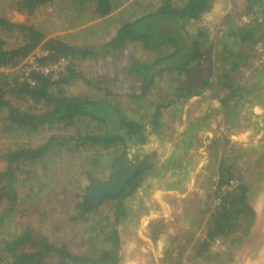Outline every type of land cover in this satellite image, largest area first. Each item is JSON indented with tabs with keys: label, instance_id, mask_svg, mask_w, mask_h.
<instances>
[{
	"label": "rangeland",
	"instance_id": "374dc122",
	"mask_svg": "<svg viewBox=\"0 0 264 264\" xmlns=\"http://www.w3.org/2000/svg\"><path fill=\"white\" fill-rule=\"evenodd\" d=\"M18 1L0 0V16L16 24L35 26L48 38L75 34L78 26L92 24L86 16L85 20L82 16L75 18L71 0L38 7L31 14L19 12L15 7ZM159 3L160 0H133L125 13L119 12L113 19L99 22V28L69 38L74 45L98 47L99 56L73 61L72 69L82 79H76L65 86L64 93L109 103L128 119L141 123L144 127L142 141L138 142L134 137L126 142L127 158L123 159L131 166L146 159L152 169L136 195L126 203L129 207L128 218L117 226L121 256L118 264H264V110L250 107L252 103H244L246 100L253 101L256 92L248 89L245 101H235L239 114L231 120H226L219 111L213 112L218 107L217 97L221 91L214 85L204 89L200 98H190L182 105L173 103L175 82L172 81H176L173 74L156 77L145 96L132 100V96L140 94L141 78L128 74L130 66L169 55L172 49L167 47L159 50L157 55L155 51L142 50L140 44L127 43L119 50L100 54L104 51L102 43L111 38L118 25ZM82 18L83 21L79 24ZM184 29L186 33L192 32L190 25H185ZM217 37L218 34L209 39L211 49L215 47ZM0 42L3 48L12 49L19 45L20 35L16 31L0 30ZM39 51L42 50L38 48L35 53ZM246 55L241 69L245 78L238 76V69L239 72L235 74L236 78L239 77V81L235 82L237 85L252 83L256 70L262 68H249L246 71L254 58V63L256 62L251 48ZM207 57L210 58V55ZM216 62V59L208 60V68L213 69L209 74L214 78ZM67 65L68 61L65 60L58 77L65 76L68 72H65ZM263 74L264 71L259 72L260 76ZM21 102L12 100V105L21 107L22 110L28 109V104ZM156 107H159L158 121L161 126L157 132L152 133L150 117ZM36 109L37 113L46 110L44 105L32 108ZM7 114L6 109L0 111V155L20 149H36L53 135L77 137L99 133L93 122L82 117L58 125H43L33 131L25 128L16 130L9 128ZM195 123H198V128L193 126ZM7 127L8 130H5ZM214 138L222 141L225 138L226 142L213 144ZM187 142L190 145L179 169L176 164L183 157L181 153ZM61 148L49 150V156L44 160L23 161L20 158L14 164L16 205L10 218L0 224V232L8 240L29 228L34 236L46 238L57 246L64 245L74 255L94 257L99 252V222L106 215L111 221L113 202L105 200L99 206L97 216L88 215L75 224L68 222L74 217L71 209L78 199L73 195L81 196L85 193L86 187L92 184L87 178L89 175L96 181H107L114 170L112 165L115 156L97 147L91 150L84 147L75 151H64ZM223 157L232 158L230 163L235 175L247 183L255 182L249 201L255 212V220L249 233L236 243L227 247L221 243L210 245L209 252L213 256L205 262L197 256V249L205 236L207 213L199 210L206 205H214L212 198H206V192L211 190L206 179L214 175L215 167ZM5 167L6 163L0 161V171ZM150 198L160 201L162 205L152 203ZM7 208L8 204L3 200L0 213ZM243 232L244 220L241 219L232 233L238 237Z\"/></svg>",
	"mask_w": 264,
	"mask_h": 264
},
{
	"label": "trees",
	"instance_id": "16d2710c",
	"mask_svg": "<svg viewBox=\"0 0 264 264\" xmlns=\"http://www.w3.org/2000/svg\"><path fill=\"white\" fill-rule=\"evenodd\" d=\"M58 1L62 0H19L15 7L19 12L31 14L38 7ZM211 1L185 0L184 4L181 5L177 0H160L157 6L121 23L111 38L102 43L104 51L100 54L119 50L127 43L140 44L142 50L155 51L157 55L159 50L167 47L172 49L169 55H161L153 58L150 62L130 66L131 70L128 74L141 78L140 94L132 96V100L141 99L145 96L156 77L173 74L176 80L172 81L175 82L172 92L173 103L182 105L190 98L201 95L204 89L214 85L222 93L219 92L218 107L213 112L219 111L226 120L235 119L238 116L235 101L244 100L245 94L249 92L248 89L256 92L255 98L252 99H258L255 101L264 104V74L259 75V72L264 71V65L261 66L262 70H256L252 83L241 85L235 83L239 81V77H235L238 69L240 70L238 76L240 78L245 76L242 75L241 69L244 66L242 63L247 58L246 53L256 42L264 41V0H247L246 14L250 15L247 18L250 24L246 27L233 26L230 28V33L226 36L222 35L217 47H213V49L209 47L210 38L207 36L206 29L196 30L195 33H186L184 29L185 23L191 22V20L199 21L201 16L210 10ZM71 3L75 18L86 16L85 18L90 20L92 24L85 27L78 26L79 28L75 26L77 28L76 33L64 37L48 38L41 29L35 26L16 24L9 21L8 18L0 16V30L5 32L16 31L20 35L19 45L12 49L3 48L4 46L0 42V66L14 67L38 48L46 52V56L37 59L39 65L59 59L68 61L65 68V72H68L65 76L61 75L57 79L33 71L30 82H20L11 75L0 74V111L4 109L8 111L6 122L9 128L13 127L16 130L25 128L28 131H33L43 125H58L82 117L88 122H93L99 129V133L94 132L77 137L53 135L49 137L46 143L36 149H20L0 155V161L6 163L5 169L0 171V205L3 200H6V204H8V208L0 213V224L5 219L10 218L16 205L13 172L14 164L20 158L23 161L44 160L45 157L49 156V150L55 147H62L60 150L64 151H75L84 147H89L91 150V148L97 147L105 152L109 151L115 156L114 165H112L115 168L120 158H127L126 142L134 137L137 138L138 142L143 139L141 137L144 131L143 125L128 119L115 106L102 101H90L68 96L64 93L63 88L65 86L70 85L76 79H82L81 75L73 71V61L99 56L98 47L74 45L69 38L99 28V19L108 17L121 4V1L71 0ZM170 19L175 24L179 23V30L162 34L159 27ZM208 54L210 57H214L212 54H219L218 57H214L217 60L214 66L216 78L209 74L213 69L208 68V60H212L207 57ZM250 66L251 64L246 71L251 68ZM12 100L27 103L28 109L22 110L21 107H14ZM252 102L246 100L244 103ZM43 105L46 110L41 113H37V109L32 110L35 106L41 107ZM159 116V107H156L150 117L152 133L157 132L161 126L158 121ZM193 126L199 127L198 123ZM5 130H8V127ZM213 141V144L223 143L225 138L224 141L218 138H214ZM189 145L190 143L187 142V146L181 153L183 157L176 164L179 169L186 157V150ZM230 160L232 158H221L219 165L215 167L214 175L206 179V183H209L208 187H211V190L206 192V198L213 199V207L206 205L204 209H198L201 213H207L204 223L205 236L197 249V256L199 259L203 258L205 262L213 256L209 252L210 245L216 241L224 244L225 247L236 243L242 236L249 233L255 220V212L249 201L256 184L255 182L247 183L235 175ZM131 168L133 171L131 178L126 182L123 189L115 195L104 197L99 202H93L86 195L91 185L86 187L85 193L81 196L73 195L78 199L73 203L71 209L74 217H71L68 222H75V224L88 215L97 216V210L105 200L113 202L111 221L106 215L102 217L103 221L99 222L100 239L97 241L99 252L96 256L74 255L68 247L52 244L46 238L34 236L31 229L25 228L18 235H14L12 239L8 240H5L0 232V264H118L121 256L117 226L128 218L129 207L126 203L136 195L144 178L152 169L151 164H148L146 159L133 164ZM262 175L264 178V173ZM87 178L92 183L96 181L90 175ZM258 180L259 178L256 182ZM231 181H235V184H230ZM225 186L229 188H224ZM241 219L244 220V232L240 234L241 236L239 235L240 237H235L232 232ZM52 258L55 260L51 261Z\"/></svg>",
	"mask_w": 264,
	"mask_h": 264
},
{
	"label": "crops",
	"instance_id": "0c3cea01",
	"mask_svg": "<svg viewBox=\"0 0 264 264\" xmlns=\"http://www.w3.org/2000/svg\"><path fill=\"white\" fill-rule=\"evenodd\" d=\"M177 1L179 4L182 5L184 4L185 0H181L180 2L179 0ZM132 2L133 0L123 1L108 17H106L105 19H99V22H104V20L107 19L108 20L113 19L115 14H118L119 12L125 13L127 10H129V5L131 7ZM247 5H248L247 0H212L210 10L207 13L203 14L199 21L195 22L191 20V22H187L185 23V25H190L193 33H195L196 30L206 29L208 32L207 36H209L210 39L218 34L216 41H214L215 47H217L218 43L221 40V36L228 35V33H230L231 31L230 28H232L233 26L246 27L250 24V22L248 21L249 19H247L248 17H250V15L246 14ZM212 21L214 22L213 25L211 26ZM176 27L177 30H179L178 29L179 23L176 24ZM210 59H214V57H210ZM200 97L201 95L192 97V100H195ZM252 100L253 102L250 107L264 110L263 102H260L261 103L260 104L255 101V100L258 101V99H252ZM150 201L152 203L162 205V203H160V201L158 200L155 201L152 198H150ZM161 218H166V217H161Z\"/></svg>",
	"mask_w": 264,
	"mask_h": 264
},
{
	"label": "built area",
	"instance_id": "2783aa9c",
	"mask_svg": "<svg viewBox=\"0 0 264 264\" xmlns=\"http://www.w3.org/2000/svg\"><path fill=\"white\" fill-rule=\"evenodd\" d=\"M35 51L36 50H34L24 60H22L18 65L14 67L8 68L5 66H0V74L11 75L14 79L20 82H30L31 73L33 71L39 72L44 76L51 77L52 79H57L65 60L59 59L55 60L54 62L39 65L37 59H39L41 56H46V52L39 51V53L41 54L39 55V53L36 54ZM252 51L255 53L256 62L254 63V58L253 63H251L250 69H256L257 67L264 65V41L256 42V44L252 47ZM230 184L234 185L235 181H231ZM224 188L229 187L225 186ZM216 244L220 245L218 241H216Z\"/></svg>",
	"mask_w": 264,
	"mask_h": 264
},
{
	"label": "water",
	"instance_id": "95a60500",
	"mask_svg": "<svg viewBox=\"0 0 264 264\" xmlns=\"http://www.w3.org/2000/svg\"><path fill=\"white\" fill-rule=\"evenodd\" d=\"M159 30L162 34H166L171 31H177V27L173 20L170 19L163 23ZM132 174L133 171L129 162L120 158L107 181H94L91 184L86 193L88 199L93 202H99L104 197L115 195L123 189Z\"/></svg>",
	"mask_w": 264,
	"mask_h": 264
}]
</instances>
